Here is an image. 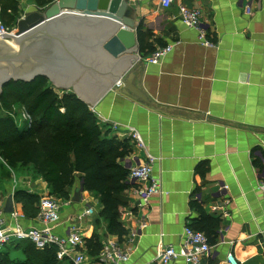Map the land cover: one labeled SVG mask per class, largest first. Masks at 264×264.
<instances>
[{"label": "crops", "instance_id": "obj_1", "mask_svg": "<svg viewBox=\"0 0 264 264\" xmlns=\"http://www.w3.org/2000/svg\"><path fill=\"white\" fill-rule=\"evenodd\" d=\"M178 2L200 10L205 39L212 45L202 44L198 31L181 22ZM130 3L135 5L132 31L138 50L129 71L149 101L122 94L113 84L97 101L84 102L100 125L130 140L131 152L121 161L127 169L153 156L151 178L159 191L143 200L137 192L141 185L130 182L121 193L126 202L119 211L125 235L138 229L141 216L146 225L132 242L125 235L120 240L107 233L93 192L82 189L81 201L71 200L81 182L76 174L54 232L64 235L74 226L82 238L97 234L101 243L112 240L132 247L129 260L120 264H155L159 246L177 247L183 227L200 219L199 209L191 205L195 201L205 216L219 218L211 251L200 264H227L228 252L238 264H264V189L258 186L264 179V0H174L167 8L159 0ZM139 31L154 48L159 46L156 39L171 46L160 62L144 63L148 52L139 50ZM51 85L57 91L73 90ZM129 128L140 135L143 147L136 145ZM25 189L40 195L49 192L39 176ZM13 191L9 183L0 189V208L4 210L11 198L12 210L4 211L11 224L13 211L22 215ZM87 208L90 213H85ZM16 223L38 225L35 218L23 215ZM81 249L87 262L96 264L97 256H88L84 243ZM170 264L184 262L176 259Z\"/></svg>", "mask_w": 264, "mask_h": 264}, {"label": "trees", "instance_id": "obj_2", "mask_svg": "<svg viewBox=\"0 0 264 264\" xmlns=\"http://www.w3.org/2000/svg\"><path fill=\"white\" fill-rule=\"evenodd\" d=\"M54 0H33L38 10ZM16 0H0V18L12 20ZM138 32L140 51L152 52L155 48ZM159 46L163 42L156 39ZM58 93L46 76L31 81L10 80L2 86L0 109L8 115L0 116V159L11 169L30 166L33 175L47 185L49 193L69 199L76 174L80 175L83 189L93 192L100 204L99 215L106 221V231L121 240L126 231L120 222V208L126 205L121 193L132 184L127 181L129 169L121 161L132 149L128 138L120 139L109 128L99 124L88 104L68 90ZM24 110L28 120L17 126L11 114L15 106ZM22 215L36 218L40 195L25 188H15L12 194ZM200 219L188 226L201 231L210 243L219 218L205 216L201 207ZM24 243V244H23ZM85 253L95 257L102 247L97 234L83 238ZM23 244L19 247L18 245ZM12 246L19 250L22 259L11 264H62L56 257L57 247L50 244L37 249L29 240H11L0 249V264Z\"/></svg>", "mask_w": 264, "mask_h": 264}, {"label": "water", "instance_id": "obj_3", "mask_svg": "<svg viewBox=\"0 0 264 264\" xmlns=\"http://www.w3.org/2000/svg\"><path fill=\"white\" fill-rule=\"evenodd\" d=\"M128 0H54L43 10H31L16 22V47L0 41V92L10 80L31 81L46 76L53 86H71L78 98L97 101L119 78L118 90L148 102L133 84L130 63L137 56L133 9ZM136 27V26H135ZM82 180L71 200L80 202ZM12 210L11 198L5 212Z\"/></svg>", "mask_w": 264, "mask_h": 264}, {"label": "built area", "instance_id": "obj_4", "mask_svg": "<svg viewBox=\"0 0 264 264\" xmlns=\"http://www.w3.org/2000/svg\"><path fill=\"white\" fill-rule=\"evenodd\" d=\"M132 0H128L131 2ZM160 5L163 8H167L174 0H159ZM178 15L181 22L190 28H194L198 31L199 41L206 45H212L207 39H205V31L203 28V22L201 19V12L199 9L190 7L183 2H178ZM15 28L10 29L8 26L0 22V33L7 32L14 35ZM12 36L2 37L0 35V41L14 42ZM171 50L170 45L158 46L152 52L145 55L142 60L145 64H154L160 62ZM141 59L140 57H138ZM123 83L121 78L117 79L114 83L115 87H119ZM114 129L117 128V124L112 123ZM129 133L134 139L138 147H143L144 143L140 135L129 128ZM154 158L151 155H146V159L143 163L132 166L127 175V181L135 184H140L137 189L138 194L143 200H146L152 193L159 191L158 183L151 178L152 162ZM145 184V185H144ZM258 186L260 189H264V179L259 180ZM58 199L50 194L45 193L39 198V212L36 216L38 225L36 226H20L16 223L18 217L22 215L16 211L11 213L15 224L7 223L4 218V210L0 208V249H2L11 240H29L34 244L37 249H43L50 244H54L57 247L56 257L59 261L67 260L71 264H89L85 258L83 250V238L81 233L76 227H68L66 234L61 235L54 232V227L60 222ZM64 201H70L66 199ZM91 209L87 208L85 213H90ZM146 221L144 216H141V221L138 229L131 231L125 238L127 241L132 242L138 235L139 230L145 227ZM261 237L264 238V230L261 231ZM211 245L208 242L207 237L198 230H195L189 226H184L181 233V241L177 247L172 245L159 246L155 259V264H170L171 261L176 259H182L184 264H200V260L209 255L211 251ZM132 247L126 245H120L112 240H106L102 243L101 250L97 254L96 264H120L129 260ZM227 264H238L232 253L226 254Z\"/></svg>", "mask_w": 264, "mask_h": 264}, {"label": "rangeland", "instance_id": "obj_5", "mask_svg": "<svg viewBox=\"0 0 264 264\" xmlns=\"http://www.w3.org/2000/svg\"><path fill=\"white\" fill-rule=\"evenodd\" d=\"M33 9H39L37 6H35V3L33 0H16V11L12 13V20L11 21H5L3 18H0V22L8 26L10 29L16 27V22L19 18H21L25 13L33 10ZM40 10H43L40 9ZM9 41H11L9 39ZM58 93H61L60 91H57ZM8 115L7 112L0 109V116ZM13 117L15 123L17 126L21 127L25 121L28 120L26 113L22 108L19 106L14 107V111L9 114ZM36 177V175H33L32 169L30 166H18L15 169L9 168L1 159H0V189L2 187L3 183H9L13 185V189L15 188H26L27 183L30 180H33ZM49 193L48 191L43 192L40 197L45 194ZM56 197V196H55ZM58 198V197H57ZM66 200V199H64ZM60 205L59 208V215H60V209L62 204H68V201H57ZM24 244V243H23ZM23 244L18 245L19 247L23 246ZM8 252H6L5 257V264H11V262H16L17 259H22V254L19 252V250H14L12 246H10L7 249Z\"/></svg>", "mask_w": 264, "mask_h": 264}, {"label": "bare ground", "instance_id": "obj_6", "mask_svg": "<svg viewBox=\"0 0 264 264\" xmlns=\"http://www.w3.org/2000/svg\"><path fill=\"white\" fill-rule=\"evenodd\" d=\"M9 46H11V47H16V43L15 42H13V41H5Z\"/></svg>", "mask_w": 264, "mask_h": 264}]
</instances>
